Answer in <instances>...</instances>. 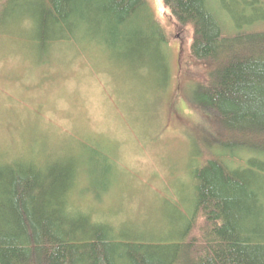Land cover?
Segmentation results:
<instances>
[{
    "label": "trees",
    "instance_id": "trees-1",
    "mask_svg": "<svg viewBox=\"0 0 264 264\" xmlns=\"http://www.w3.org/2000/svg\"><path fill=\"white\" fill-rule=\"evenodd\" d=\"M162 1L177 32H191L189 59L208 68L194 105L213 119L229 151L194 174V214L181 239L118 235L105 212L75 201L80 149L72 140L57 149L40 141L44 156L33 146L15 155L0 151V264H264V7L220 0L232 22L227 33L213 0ZM249 9L262 12L248 16ZM0 27L23 41L3 45L26 53L67 47L86 58L105 51L137 78L161 57L173 71L175 30H167L148 0H0ZM241 153L246 167L234 163ZM91 154L109 159L99 148ZM117 178L107 182L108 193Z\"/></svg>",
    "mask_w": 264,
    "mask_h": 264
},
{
    "label": "rangeland",
    "instance_id": "rangeland-1",
    "mask_svg": "<svg viewBox=\"0 0 264 264\" xmlns=\"http://www.w3.org/2000/svg\"><path fill=\"white\" fill-rule=\"evenodd\" d=\"M148 1L167 30H175L173 71L161 57V64L151 62L137 78L131 67L119 63L122 59L105 51H91L86 58L67 47L26 53L4 46L23 41L7 36L9 28L0 31V151L15 155L33 146L44 156L40 141L57 149L72 140L80 149L76 161L82 171L77 205L105 212L127 240L177 241L194 214V174L229 151L221 147L213 119L194 105L208 68L189 59L191 32H177L162 0ZM242 1L264 7V0ZM219 2L213 0L212 7L232 33ZM44 58L48 63L41 65ZM96 148L109 159L93 157ZM239 156L234 163L246 167V156ZM113 175L118 180L108 193Z\"/></svg>",
    "mask_w": 264,
    "mask_h": 264
}]
</instances>
